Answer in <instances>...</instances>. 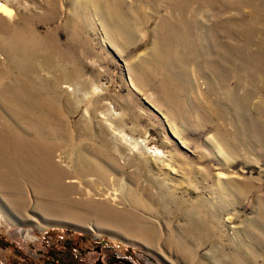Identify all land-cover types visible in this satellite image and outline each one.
Here are the masks:
<instances>
[{
	"label": "rangeland",
	"instance_id": "1",
	"mask_svg": "<svg viewBox=\"0 0 264 264\" xmlns=\"http://www.w3.org/2000/svg\"><path fill=\"white\" fill-rule=\"evenodd\" d=\"M2 3L0 264H264V0ZM39 139L107 177L42 176Z\"/></svg>",
	"mask_w": 264,
	"mask_h": 264
},
{
	"label": "bare ground",
	"instance_id": "2",
	"mask_svg": "<svg viewBox=\"0 0 264 264\" xmlns=\"http://www.w3.org/2000/svg\"><path fill=\"white\" fill-rule=\"evenodd\" d=\"M10 4H4L2 3L0 5V14L3 16H6L7 18L9 19H12L15 15H16V12L9 6ZM25 18V17H24ZM23 18V19H24ZM6 18H3V17H0V27L3 28V21L5 20ZM16 21L15 23H12L11 26L13 29L15 28H18L20 27V29H28L30 30V27L28 25H26L27 23H25L24 21ZM7 20V19H6ZM21 22V23H20ZM16 49H15V52L16 53H20L21 52V48L23 47H20L19 45L15 44ZM24 49V48H23ZM29 54L31 56H35L36 54L34 52H31L29 51ZM15 57H17V54L15 53H11L10 57H7V61H10V64H16L14 63L15 62ZM28 67H34L36 66L34 63L32 64H28L26 65ZM61 80V79H60ZM60 80H57L55 81V83H57L56 87H58V83L60 82ZM26 84L30 85V83L32 84L33 82L29 81V80H23ZM69 89H71V91H76V88L75 87H71V85L69 86ZM4 90V89H3ZM37 90L38 88L34 85L32 86L30 89H25V90H22L21 92L19 93H16L12 98L13 99H17V100H23L25 101L27 98L29 97H33L35 96V94L37 93ZM2 90H0L1 92ZM4 93V91H3ZM47 108V107H46ZM45 108V110H46ZM46 111H45V115H42L40 114L38 119L36 118V121H42V119H46ZM118 135V133H116ZM123 134V133H122ZM56 135H60V131H57L56 132ZM124 139L126 140H132L128 135H121ZM136 146L138 147L137 149L140 148V150L144 151V152H150V148L148 147L147 144H145V142H141L140 141H133ZM38 144L40 146H42L44 148L43 152L39 155V160L38 162H40L41 164V171L43 173L42 176H45V177H48V178H51V179H54L56 181H58L59 183L61 182H64V178H65V175L71 171V170H74L75 174H78L79 176H84L83 174L86 175H89V174H96L98 176H102V177H107V172L106 171H102L101 168L100 170H98V168L95 166V164H93L92 162L86 160L83 156H82V151H81V148H80V153H79V156H78V159L82 161V165L80 166H77V165H73V168H70V167H65L64 164H59L58 163V160L57 159H53V152L54 150L58 147L57 143L54 142V141H50V140H42V139H39L38 140ZM18 158V157H17ZM59 159V158H58ZM62 160L64 161V159L62 158ZM114 167V166H113ZM32 168V166H31ZM61 171H60V169ZM31 170V169H30ZM35 173L32 171V174ZM73 181V180H72ZM45 182V181H44ZM50 183V182H49ZM64 185V184H63ZM70 185V184H69ZM62 186V185H61ZM70 188H74V186L71 184L69 186ZM67 188V187H66ZM54 189V188H53ZM69 190V189H68ZM55 193V192H54ZM46 194V193H45ZM52 194V193H51ZM53 195V194H52ZM45 196V195H44ZM56 198V197H55ZM65 200L64 202H68V203H71L74 201V207L73 208H77V209H80L82 210L83 207L80 206V205H77L79 204V201H75L73 199H68V196H65L64 197ZM70 198V197H69ZM57 200V199H56ZM100 206L102 207H106L105 204H99ZM46 210L47 212L49 213H52L54 212L55 210L52 208V206H47L46 207ZM85 210V209H84ZM88 210H91V207L88 208ZM55 213L59 214L61 217H69V216H73L67 208L65 207H60V208H57V210L55 211ZM77 218V217H76ZM75 218V219H76ZM81 218H90V215L87 213V211L85 210L84 212V215L81 216ZM79 219V218H78ZM151 230V229H149ZM148 231V230H146ZM157 237V234L155 232H151V231H148V232H145V238L150 240V239H156Z\"/></svg>",
	"mask_w": 264,
	"mask_h": 264
},
{
	"label": "flooded vegetation",
	"instance_id": "3",
	"mask_svg": "<svg viewBox=\"0 0 264 264\" xmlns=\"http://www.w3.org/2000/svg\"><path fill=\"white\" fill-rule=\"evenodd\" d=\"M79 235L82 236L83 234L79 233ZM65 241H66V246H71V244L74 243V240L71 239V238H66ZM80 242H82V241L78 240V242H77V244H79V248L77 249L78 252H79V255H81L80 253H82V252L83 253L86 252V250H84V248H82V246L80 245ZM94 243H97V241L95 240ZM94 251L96 253H98V256H99L95 260V264H110L111 263V258H108V262L103 260V258H102V255H103L102 246L96 245ZM66 252H69V250H66ZM66 252L64 250H59V252H57V254L54 251L50 252L49 256L51 258L50 257L47 258V263L46 264H57L58 262L60 264H66V263H64L65 257L68 256V255L65 256ZM119 259H123L124 260L125 257L121 256V257H119ZM81 260L83 261L84 259L79 257L78 255H76L75 257H73V260H70L67 263L68 264H81ZM85 261H87V259H85Z\"/></svg>",
	"mask_w": 264,
	"mask_h": 264
}]
</instances>
